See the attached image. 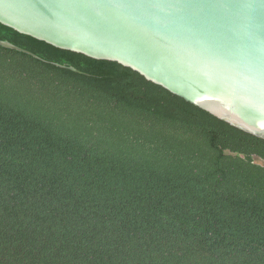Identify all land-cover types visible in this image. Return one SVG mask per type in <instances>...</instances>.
<instances>
[{
	"label": "trees",
	"instance_id": "16d2710c",
	"mask_svg": "<svg viewBox=\"0 0 264 264\" xmlns=\"http://www.w3.org/2000/svg\"><path fill=\"white\" fill-rule=\"evenodd\" d=\"M0 41V264H264V139L116 62Z\"/></svg>",
	"mask_w": 264,
	"mask_h": 264
},
{
	"label": "water",
	"instance_id": "95a60500",
	"mask_svg": "<svg viewBox=\"0 0 264 264\" xmlns=\"http://www.w3.org/2000/svg\"><path fill=\"white\" fill-rule=\"evenodd\" d=\"M0 24L130 68L264 139V0H0Z\"/></svg>",
	"mask_w": 264,
	"mask_h": 264
}]
</instances>
